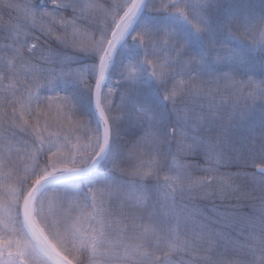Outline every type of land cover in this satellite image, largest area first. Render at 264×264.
I'll return each instance as SVG.
<instances>
[{"label": "trees", "instance_id": "obj_1", "mask_svg": "<svg viewBox=\"0 0 264 264\" xmlns=\"http://www.w3.org/2000/svg\"><path fill=\"white\" fill-rule=\"evenodd\" d=\"M69 2L0 0V264H57L25 229V199L99 150L85 68L135 0ZM101 103L102 162L32 205L56 251L73 264H264V0H146Z\"/></svg>", "mask_w": 264, "mask_h": 264}, {"label": "water", "instance_id": "obj_2", "mask_svg": "<svg viewBox=\"0 0 264 264\" xmlns=\"http://www.w3.org/2000/svg\"><path fill=\"white\" fill-rule=\"evenodd\" d=\"M145 2L146 0H136L131 10L119 21V23L117 24L114 32L112 33L109 39V42L107 44V47L105 49V52L101 60L100 76L96 83L93 94V110L102 131V145L98 154L91 161V163L83 169L68 174L49 176L39 180L28 194L24 205L23 220H24L25 228L30 238L44 254H46L48 257H50L53 261H55L58 264H72V263L62 255H60L48 243V241L43 237L40 231L33 224L30 215L31 207L35 197L42 188L51 184L62 183L75 179H82L89 176L97 168L99 163L107 154L109 148V130H108L107 120L101 108V101H100L101 90L106 82L107 72L109 69V65L113 53L122 44L128 28L133 24V22L139 16L141 10L144 7ZM256 171L259 173H264V168L257 167Z\"/></svg>", "mask_w": 264, "mask_h": 264}, {"label": "rangeland", "instance_id": "obj_3", "mask_svg": "<svg viewBox=\"0 0 264 264\" xmlns=\"http://www.w3.org/2000/svg\"><path fill=\"white\" fill-rule=\"evenodd\" d=\"M50 1V3L52 4V5H56V6H58V7H60V8H63V7H68V6H71L72 5V2H69V0H49ZM45 2L43 1L42 2V4H44ZM117 22H118V20H117V18H113L112 20H111V23H113L114 24V27H115V25L117 24ZM107 42L108 41H106L103 45H101L99 48H98V50L100 51L99 53H100V55L102 56V53H103V51H104V49H105V47H106V45H107ZM34 47V44H31L30 45V48L32 49ZM101 58V57H100ZM99 64L100 63H98L97 65H92V66H89V67H86L85 68V71H86V73L85 74H87V72L89 71V70H93L94 72H96V74H97V76H98V72H99ZM12 84H9V86H11ZM177 130H179L178 128H177ZM178 139L180 140V139H182V136H179L178 137ZM186 144L188 145V146H191V143H187L186 142ZM186 144H185V142L184 141H182V142H178L177 141V146H179V145H182V147H186ZM99 147H100V145H99ZM180 147V146H179ZM181 147V148H182ZM167 152V147L166 146H164V150H163V154H165ZM121 187V186H120ZM101 189H103V190H105V189H110V184L108 185V187H104V188H101ZM101 189H100V191H101ZM29 241L28 240H21L20 242H17V249L19 250L18 251V256H20V258H24L25 257V254H26V252H27V248H28V246H29ZM8 246L7 245H5V244H3V243H1L0 244V249H1V251H4V252H7V250H8ZM7 264V263H6ZM8 264H11L10 262H8Z\"/></svg>", "mask_w": 264, "mask_h": 264}]
</instances>
